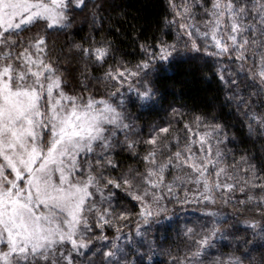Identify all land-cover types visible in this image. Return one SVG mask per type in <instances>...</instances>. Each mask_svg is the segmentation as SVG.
Returning a JSON list of instances; mask_svg holds the SVG:
<instances>
[{"label": "snow or ice", "instance_id": "obj_1", "mask_svg": "<svg viewBox=\"0 0 264 264\" xmlns=\"http://www.w3.org/2000/svg\"><path fill=\"white\" fill-rule=\"evenodd\" d=\"M111 7L0 0V264H264L251 255L264 249V156L236 159V134L206 110L171 107L146 135L137 123L160 104L161 66L211 61L219 107L264 140V0H167L135 63L108 38ZM105 20L99 40L73 38L85 24L105 32ZM53 36L65 41L55 59ZM218 205L259 219L240 236L237 213Z\"/></svg>", "mask_w": 264, "mask_h": 264}, {"label": "trees", "instance_id": "obj_2", "mask_svg": "<svg viewBox=\"0 0 264 264\" xmlns=\"http://www.w3.org/2000/svg\"><path fill=\"white\" fill-rule=\"evenodd\" d=\"M166 2L167 0H109L112 7L104 15L111 16L112 18L113 32L108 38L116 41L118 48V52L116 53L117 58L123 57L135 63L139 58L138 44L145 40L150 41L153 36H160V30L164 27ZM108 26L109 21L105 20V32L91 33V29L85 24L83 25V31L76 32L73 38L79 42L81 37H88L91 34L99 40L102 35L106 34ZM116 28L120 29L118 36L115 34ZM137 37H139V40H136ZM52 39H56V50L52 53L55 59L56 56L60 55L59 49L64 46L65 41L63 36L50 37V42ZM134 40H136V43H133ZM65 66L67 67V65ZM223 66L225 68L228 67L227 64ZM231 67L235 68L236 65H232ZM95 74L98 75L99 73ZM74 75L79 78V71L75 72ZM156 76L161 94L160 104L152 111H144L142 113V120L137 121L138 124L143 125L144 135L147 134L150 125L161 123L168 116L171 107L183 108L186 106V109L206 110L209 114L218 115L222 121L227 123L230 137L233 133L236 134V142L228 145V148L233 150L236 159H239L241 154L246 153L249 156L255 157L253 162L260 163L261 157L264 156V151H262L264 140L247 137V129L244 126L243 117L237 115L234 108L230 112L228 108L221 109L219 107V104L226 95V91L218 80L216 67L213 66L211 61L206 64L200 60L189 61L183 59L173 62L167 67L161 66ZM92 84L100 87L99 85H95V81ZM241 87H244L243 83H241ZM247 91H251V89ZM247 91L245 94H247ZM209 105H212V107H209ZM213 108L215 109L214 113ZM132 111L135 112V109ZM120 159L125 167L132 163L125 156L120 157ZM231 161L232 156H229L228 163L230 164ZM218 207L222 212H227L230 215L237 213L234 219L237 221V227L240 228V236L245 235L243 223L245 219L253 217L259 219V216L255 215V209L248 212L232 205L226 208L220 205ZM192 213L193 209L190 208L188 214L191 216ZM180 226L181 224H174L172 225V229L169 230L168 235L173 240L176 239L173 229L179 230ZM130 227L134 229L135 225H130ZM109 235H112L111 231H109ZM155 236L157 240L160 239L159 232L155 233ZM248 238L251 239V236L249 235ZM165 243L167 244V242ZM223 243L227 242H221V244ZM229 250V248L220 249L223 252H228ZM262 253H264V249L257 248L251 255L255 261H259ZM214 254L212 253V255ZM155 259L167 261L166 256H157ZM209 259H211V255Z\"/></svg>", "mask_w": 264, "mask_h": 264}]
</instances>
